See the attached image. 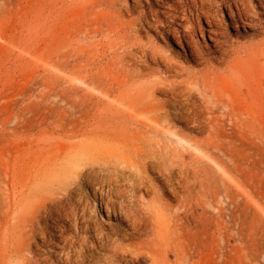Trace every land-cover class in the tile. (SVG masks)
Listing matches in <instances>:
<instances>
[{
  "label": "rangeland",
  "instance_id": "1",
  "mask_svg": "<svg viewBox=\"0 0 264 264\" xmlns=\"http://www.w3.org/2000/svg\"><path fill=\"white\" fill-rule=\"evenodd\" d=\"M174 5L171 0H0V264H59L67 258L69 249L45 245L50 230L45 219L46 204L77 181L80 162L69 158L71 152L92 156L93 149L115 148L122 136L112 125L125 120L120 112L128 107L156 112V106L171 115L162 121L167 139L206 150L192 149L193 160L186 158L187 193L170 192L146 171L151 191L141 194V204L149 214L155 210L160 223L151 233L119 238L128 260L111 264H264V33L236 34L224 8L231 57L212 54L210 34L198 32L195 40L212 61L195 62L175 50L172 37L156 29L153 19L155 26L139 25L150 8L169 11ZM202 27L209 29L205 20ZM141 51L149 56L142 58ZM156 56L184 75L166 74ZM207 69L218 78L211 79L210 95L196 91L200 123L188 116L176 119L170 95L156 88L193 89L186 74L197 77ZM137 133L131 126L130 134ZM95 166L107 174L112 168L102 160ZM87 194L88 212L97 207L91 213L101 233L115 239L119 229L129 234L127 223ZM68 227L65 237L79 242L75 258L82 253L92 264H104L101 255L111 256L84 249L79 239L85 234L75 224Z\"/></svg>",
  "mask_w": 264,
  "mask_h": 264
},
{
  "label": "bare ground",
  "instance_id": "2",
  "mask_svg": "<svg viewBox=\"0 0 264 264\" xmlns=\"http://www.w3.org/2000/svg\"><path fill=\"white\" fill-rule=\"evenodd\" d=\"M171 1L175 5L169 11L150 8L149 13L141 17L139 25L141 28L155 26L154 23L149 22V18L153 19L156 23V29H161L165 35L172 37L175 50L188 54L189 58L195 62L210 60L206 57L204 48L195 40L198 32L202 37L206 32L210 34L209 38L214 43L212 54L219 55V59L222 60H225L227 56L229 57V49H226V46L230 42L226 40L224 8L230 12L233 30L236 34L246 35L250 31L257 34L264 33V20H262L264 14L259 12V6L256 3V1H259L260 5L264 7V0ZM180 4L182 5L181 10H179ZM203 20L208 25V30H204L202 27ZM240 23H243V25H240ZM241 49L244 53L248 50L246 46H242ZM231 50L233 49L230 48ZM140 53L142 58L149 56L145 51ZM232 53L234 54V50ZM156 64L165 66L166 74L170 76L179 77L184 75L183 70H179L171 61L165 63L156 56ZM206 71H208L206 74L197 77L190 72L186 74V81L193 89L171 88L167 85L164 88H156L157 92L170 95L171 100L168 102V107L176 110V119H183L188 116L187 118L191 122H199L200 106L196 100V91L210 95V85L213 83L211 79L215 81L218 78L217 71L215 72L214 69H207ZM194 89L196 90L194 91ZM213 96L216 98V94ZM180 97L184 100L179 101ZM163 109L164 107L156 106V112H153V110H145L144 112L135 107H128V110L120 112L125 120L112 126L119 129L123 140L132 143L133 147L131 148L124 146L121 139L115 148H105L104 151L93 149L95 155L92 156H89L85 150L71 152L73 155L69 158H72V161L80 162L79 167L74 171L77 181L66 185L60 198L51 200L46 204L48 217L45 219V229L50 230L45 232L46 236L49 235V242L45 241V245L49 244L48 249L70 250V253L65 254L67 258L60 260L59 264H92V261L83 257L82 253L78 258L72 255L76 254L78 249L76 244L79 242L65 237L70 230L68 226H71V224L77 225L79 232L85 234L79 239L80 241L83 240L81 246L84 249L87 248L90 252L98 251L99 254L101 252L111 253L109 258L105 254L101 255L102 257L105 256L104 264L114 263L115 260H128L120 252L121 248L117 244L119 238L123 240L127 235L142 236L148 232L151 233L156 227H154V224L160 223L158 218L156 219L155 210H152L149 214L141 204V194L148 195L151 191L150 181L145 176L146 171L157 175V179L170 192L184 191V193H187L189 191L190 170L187 167L186 158L189 157L193 160L192 149L197 151L206 149L192 146L187 142L188 145L180 141L167 139L165 132L162 131V129H165L162 127V121L169 119L171 115L168 112L163 114ZM131 126L138 128L137 134H130ZM164 139L169 140L170 145L167 142L165 143ZM174 158L177 160L174 161ZM101 160L105 164L112 165L111 169L106 170L109 174L96 168L95 165L99 164ZM88 190L95 203L100 199V206L104 207L108 215L113 214L119 223H127L129 234L123 236L122 231L117 229L119 235L115 239L110 234L100 232L99 221H96L92 214L97 212V207L90 212L87 209L91 205L89 203L90 196L86 195ZM50 219L54 222V226L48 225L47 222ZM90 241L96 243L97 246L95 248L88 246L89 243H93ZM50 262L48 260L46 264Z\"/></svg>",
  "mask_w": 264,
  "mask_h": 264
}]
</instances>
